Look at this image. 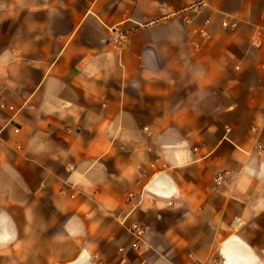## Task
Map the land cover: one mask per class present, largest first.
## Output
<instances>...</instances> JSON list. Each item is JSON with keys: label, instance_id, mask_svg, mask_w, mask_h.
<instances>
[{"label": "crops", "instance_id": "1", "mask_svg": "<svg viewBox=\"0 0 264 264\" xmlns=\"http://www.w3.org/2000/svg\"><path fill=\"white\" fill-rule=\"evenodd\" d=\"M194 1L0 0V237L8 199L40 247L16 260L264 264V0ZM136 220L212 233L147 258Z\"/></svg>", "mask_w": 264, "mask_h": 264}, {"label": "rangeland", "instance_id": "2", "mask_svg": "<svg viewBox=\"0 0 264 264\" xmlns=\"http://www.w3.org/2000/svg\"><path fill=\"white\" fill-rule=\"evenodd\" d=\"M13 29V26L9 22H2L0 23V30L2 31V34L0 36V52H6V55L8 57H13L16 58L19 57V54H15L13 51H11L10 48V33L11 30ZM14 43L18 42L21 44L24 42V39H14ZM2 111H5L3 109H0ZM8 112H13L6 110ZM3 152V151H2ZM4 154V153H2ZM4 157H9L12 158L10 154H5L3 155ZM24 189L27 188V185L25 182H23ZM213 188L218 187L212 184ZM1 191H6L8 190L7 186L4 184L0 187ZM129 194L131 195L129 199L131 200L133 198V195L135 192L133 190H130ZM3 208L6 207V212L4 213L5 216H7V223L3 225L2 228V234L3 237H7V239L2 240L1 246H0V264H26L24 261H18L16 260L17 257L24 256L26 253H36L39 251V246H35L36 240L39 238L38 235H36V230H29L26 228L25 224V218L24 216L19 213L14 211V208H10L11 206L9 203L8 199H3ZM213 206L217 205V200L214 199V202L212 203ZM170 205V204H169ZM186 205V204H185ZM188 205L191 206V203H188ZM164 207V208H163ZM162 208L164 211L165 210V205L162 204ZM152 216L150 217V219ZM153 220V219H151ZM168 220H164V223ZM135 223H138L141 228L144 229V233L142 235V240H136L132 236L130 231H125L128 234V239H127V245L129 246L130 244H133V242L138 243V248L135 249L134 251H131V253H135L138 251V249H144L143 256H146L147 258H153L154 256V248H161L162 250H165L169 248L167 245H160L162 243H167V242H162L164 238L167 239H172V238H185L188 240H192L195 245L188 247V252H187V257L190 261L196 263L194 260V251H196L198 247V244L200 241H202L205 238H208L211 236L212 231H202V230H169L167 228H163L162 226H159L158 228H153L149 229L146 227V225L142 222L135 221ZM163 223V224H164ZM166 225V223H165ZM131 226V225H130ZM38 232V231H37ZM30 241L33 243L31 246H27L26 241ZM161 246V247H160ZM132 247V245H131ZM193 253V254H192ZM216 264H221L216 262Z\"/></svg>", "mask_w": 264, "mask_h": 264}, {"label": "built area", "instance_id": "3", "mask_svg": "<svg viewBox=\"0 0 264 264\" xmlns=\"http://www.w3.org/2000/svg\"><path fill=\"white\" fill-rule=\"evenodd\" d=\"M206 5V0H195L191 5H190V9L194 10V11H200L204 6ZM225 27L229 26L228 22H223L222 23ZM233 26V25H232ZM125 40V32L119 28V27H114L111 29V37H110V42L114 45H119L121 44L123 41ZM258 42L256 40L253 41V45H257ZM0 109L3 110H9V111H14V108L12 105H8L2 98H1V94H0ZM15 132L18 131V129H14ZM257 150L260 153V151L262 150V146L260 144H257ZM158 178V177H154L153 179ZM225 175L223 172L218 171L215 173L214 177H213V184L215 186H220L225 182ZM166 185V184H163ZM167 189V188H166ZM168 191V189L166 190ZM166 193V192H165ZM129 231L131 232L132 236L134 237V239L136 240H142V235L144 233V229L140 227V225L138 224H133L131 225V227L129 228ZM132 248L133 249H137L138 248V243L137 242H133L132 244Z\"/></svg>", "mask_w": 264, "mask_h": 264}, {"label": "bare ground", "instance_id": "4", "mask_svg": "<svg viewBox=\"0 0 264 264\" xmlns=\"http://www.w3.org/2000/svg\"><path fill=\"white\" fill-rule=\"evenodd\" d=\"M149 184H151L152 186H153V189H155V190H158V191H162V194H164V195H167L166 193H167V189H165V190H161L160 188H159V186H158V184H159V179L158 178H155V179H152L150 182H149ZM169 189V188H168ZM157 191V192H158ZM166 192V193H165Z\"/></svg>", "mask_w": 264, "mask_h": 264}, {"label": "snow or ice", "instance_id": "5", "mask_svg": "<svg viewBox=\"0 0 264 264\" xmlns=\"http://www.w3.org/2000/svg\"><path fill=\"white\" fill-rule=\"evenodd\" d=\"M4 239H7V237H0V242H2Z\"/></svg>", "mask_w": 264, "mask_h": 264}]
</instances>
